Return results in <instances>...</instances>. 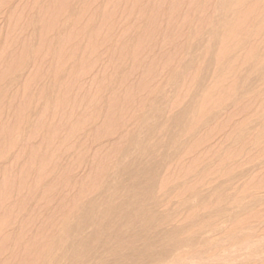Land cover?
<instances>
[{
    "label": "rangeland",
    "instance_id": "obj_1",
    "mask_svg": "<svg viewBox=\"0 0 264 264\" xmlns=\"http://www.w3.org/2000/svg\"><path fill=\"white\" fill-rule=\"evenodd\" d=\"M224 2L0 0V187L14 184L0 202V214L11 217L0 235V264L11 258L7 236L25 219L32 255L64 244L71 256L99 230L96 222H81L84 209L100 203L102 219L111 200L128 202L132 186L145 185L147 170L157 220L146 239L154 248L165 235L180 244L159 264H203L196 253L204 232L241 227L239 207L227 204L229 216L220 221L215 210L219 196L249 193L264 177V26L229 41L218 29ZM11 52L21 53L17 66ZM254 176L260 179L253 183ZM65 209L73 212L72 233L57 235L59 243L44 238L37 250L38 233L61 232ZM255 220L236 232H264ZM104 250L97 248L106 256Z\"/></svg>",
    "mask_w": 264,
    "mask_h": 264
},
{
    "label": "bare ground",
    "instance_id": "obj_2",
    "mask_svg": "<svg viewBox=\"0 0 264 264\" xmlns=\"http://www.w3.org/2000/svg\"><path fill=\"white\" fill-rule=\"evenodd\" d=\"M59 4H60V2H59ZM175 4H176V2H175ZM246 4H248V8L246 10H244L243 7ZM62 5H61V8L59 7L60 9H58V10L61 11V14H64L65 11H67V9L64 11V9H62V7L65 8V6H64V4H62ZM68 5H69V3H68ZM56 6L58 7L60 5H58V3H57ZM68 8H70V7H68ZM174 8H175V6H174ZM61 9L64 11V13L62 12ZM231 10H234L233 12L235 14H234V16L229 17V15H230L229 12ZM171 11H172V9H171ZM222 11L224 14V16H223L224 18H223V21L220 23L218 29L221 28L224 31L225 36L227 37V39L229 41L240 40L243 33L248 34L250 29L251 30L253 28L258 29V28L264 26V17L262 19L256 17V15L258 13L264 14V0H225V2L223 4ZM173 13H175V12H173ZM228 13H229V15H228ZM172 15H174V14H172ZM47 22H48L47 26L49 27L50 26L49 21H45V24ZM250 22L252 24H249ZM154 25H155V23H154ZM43 26H44V24H43ZM152 26H151V28L154 27V26L153 27ZM48 29H50V28H48ZM153 29H155V28H153ZM43 30H45V29H42V31ZM252 31H254V30H252ZM50 34H52V33H50ZM150 35H152V34H150ZM43 37H45V36H43ZM41 41L43 42V40H41ZM47 41L49 42L48 39H47ZM16 43L17 42L15 41L14 44H16ZM23 45H25V44H23ZM18 46L19 45H17V46L14 45V47H18ZM24 47L26 49H28L26 46H24ZM30 47L31 46H29V48ZM28 50L30 51V49H28ZM15 51L16 50H14L13 53H15ZM23 51H25V50H22L20 52H23ZM20 52H19V55L16 52L17 56H16V54L13 55L11 52L12 56L17 57L14 59L15 65L17 63L16 61H18L19 58H20V60H22L23 58H25V56H27V54L26 55L24 54V53H27V51H25L22 53L24 57H22V59H21V56H20L21 53ZM18 56H20V57L18 58ZM254 58H256V57H254ZM216 59L218 60L219 63L222 64L224 61V54H218ZM9 60L11 62L10 58H9ZM13 65H14V63H13ZM13 67L16 68L15 66H13ZM6 70L7 69H5V72H6ZM7 71H9V70H7ZM205 111L203 112L204 114L206 113ZM207 112L210 113L208 110H207ZM8 127L11 128L10 126H7L6 127L7 132H9L7 129ZM105 169H106V165H105ZM105 169H104V171H105ZM131 171H132V169H131ZM261 171H262V169H261ZM263 171H264V169H263ZM146 172H148V173H146ZM146 172H145V174L147 175L146 176L147 178H146L145 185L142 188H137L136 185L134 184L132 186V190H131L132 197H131V199H129L128 202L124 201L122 204L117 205L116 203H114L111 200L108 203L107 207L104 209V211L101 213L102 219H99L98 215H97V211H98V207H99L100 203H99V205H97L98 203L94 202L90 205L89 209H84V212H83L81 219H80L81 222L82 223H87V222H92V221L96 222L98 227H99V230H98V233L96 236L89 237V238L84 239L83 241L79 242L74 247V253L71 256H67V254L65 252V248H64L65 245L64 244L63 245L62 244H60V245L56 244L59 248L58 252L46 250V251H43L42 253H40L38 255H35V256L32 255L31 254V248H29L30 245L27 246L29 244V242H31L30 237L27 233L28 232L27 228H28L29 222L24 218L25 220H24V224H23L21 230L17 231L13 235H10L9 234L10 232L8 233L9 235L7 236L6 240H7L8 245L10 246V248H9V250H7V249L6 250L9 254L11 253L10 254L11 258L6 263H3V264H62V261L64 259L68 260L67 264H159L166 255L170 254V252L172 253V251H173L172 247L173 246L180 247V244L176 243L177 240L176 241L174 240L175 242L172 243L171 241L173 240V238H171V241H170V236L165 235V236L158 237V239H159V246L158 247L159 248H154L152 242L150 243L148 241L149 238L146 239L148 236L147 234H149L148 230H150L154 226V224H155L154 222L157 220L156 216H154L152 214V212L150 211V208H149V202L151 199H153L152 198V196H153L152 195L153 177L150 174L151 173L150 170H147ZM261 173H259V174L261 175ZM263 174H264V172H263ZM263 174L260 177H263L264 176ZM255 176L251 180L253 183L256 179H257L256 181H258V178L260 179V177L256 178ZM28 178L29 177L27 176V173L23 174V176L20 177L22 189H25V190L28 189V183H29ZM263 179H264V177H263ZM263 179L260 180L259 183H254V184L249 185L251 190L248 187L247 191L250 190V192H249L250 194L247 192H246V194H244L243 190H242L241 193H243L244 195L243 194L241 195V193H240V196H238L239 194L237 196H231L233 193L236 192L235 191L231 195L228 194L226 196H224V195L219 196L217 199V207L215 210V215H216L217 220L220 221V220H223L227 215L229 216V211H231V209L227 207V204H229V206L232 204L231 207H239L240 208L239 212L235 211L236 212L235 217H237L238 219L241 218L247 222L249 220V222H250L252 220L254 221L255 218H258V220H260L258 222H260L261 224L264 223V214H261V212L264 211V210H261L262 209L261 205L264 206V195L261 196V194H264V180ZM249 183H251V182H249ZM11 186H14V184H12L9 180H6L4 185L0 187V202H1V200L5 201L10 197ZM247 186H248V184H247ZM234 187H236V186H234ZM242 188L246 189V186H244ZM215 196H216V194H215ZM212 201H213V199H212ZM208 205H209V203H208ZM211 205H212V203H211ZM206 207H208V206H206ZM209 207L211 208L212 206H209ZM258 207H259V210H261V212H259L257 210ZM206 209H209V208H206ZM212 209H214V208L212 207ZM253 210H255V211L257 210L259 213L254 214L255 212H252ZM62 212H63V216H62V220H61V229H60L61 232H55L52 234L50 232L45 233V230H42L40 233H38L39 236L41 235L40 236L41 239H38L37 243L33 244L35 246V248H37V250L43 249V247H44L43 243L44 242H42V241L44 238H45V240L49 239V242L51 244L52 243H59L57 241H62V239H57L56 238L57 235H59L60 233L61 234H67V235L72 233L71 229H70L72 224L70 225L69 219L73 215V212L68 211L66 209L63 210ZM259 214L262 215V217L259 216ZM25 215H26V213H25ZM22 216H24V211H23ZM259 217H260V219H259ZM10 219H11V217H10L9 212L6 211L3 214H0V235H1V232L8 230L6 228L9 225ZM244 220H241V221H243L242 224L245 222ZM238 221L239 220H237V222ZM255 222H257V220H255ZM235 223H234V226L236 225L235 226L236 230H235L234 226H233L234 229H231V228H233L232 226L230 228L231 230H235L233 232H231L229 228L228 229L230 232H226V231L219 232V230H217V228H215V227L214 228L218 232H204L205 237H204L203 244H202L203 246H202L201 250H197L198 253H196L204 261L203 264H264V232H256L257 231L256 227L253 228V230L255 232H248L249 229L251 228V224L249 226V225H246L245 223H244V225H246L247 228H249V229L246 232H242L241 229H242V226H244V225L240 224L241 227H237V223L236 224ZM211 224H212L211 220H208L206 222V226H208V227L211 226ZM80 226H81V224H80ZM130 228L135 229L132 231L131 235L129 237L127 235H123V234H125L124 232L128 231V229H130ZM237 228H241V229L238 230V232H236ZM245 228L246 227H244V229ZM258 230H260V229H258ZM122 236H126V238L128 237V239H124ZM141 240L144 242L143 247L138 246V242ZM155 242H154V244H155ZM157 243H158V241H157ZM16 244H21L22 247L19 250L14 251V249L12 250L11 246H14V245L16 246ZM61 245L63 247H61ZM98 246L105 248L104 251H106L105 253H107V251H108V254L106 256L103 253H102L103 255L100 254L97 251ZM108 248H111V249L107 250ZM2 250L3 249H0V252H2ZM10 250H12V251H10ZM195 252L192 253L191 255H194ZM43 256L49 257V260L48 261H42ZM179 256H181V255H179ZM179 258L181 260L183 259L181 257H179ZM188 259H190V258H188ZM174 260L175 259H173V261ZM192 260L193 259H191L189 262H191ZM178 262L180 263L181 261H178ZM185 262H188V261L186 260ZM189 262H188V264H190ZM198 262L199 261H197L195 263H198ZM169 264H171V263H169ZM199 264H201V263H199Z\"/></svg>",
    "mask_w": 264,
    "mask_h": 264
}]
</instances>
